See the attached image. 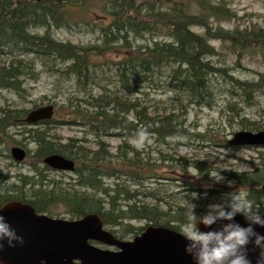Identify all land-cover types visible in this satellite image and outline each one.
<instances>
[{"label":"trees","instance_id":"obj_1","mask_svg":"<svg viewBox=\"0 0 264 264\" xmlns=\"http://www.w3.org/2000/svg\"><path fill=\"white\" fill-rule=\"evenodd\" d=\"M190 1L99 0L111 22L101 30L99 42L83 46L58 42L46 31L69 27L72 11L87 7L90 0H0V91L26 101L29 95L25 86L29 81L38 80L36 67L40 65L51 76L73 82L77 95L70 96L64 106L53 105L55 114L64 108L61 124L83 130L81 139L60 144L61 139L50 133L51 125L59 124L57 120L27 126L23 119L28 110L0 107V145L10 143L25 149L34 146L33 151L26 149V156L33 162L34 177L18 176L19 187L6 188L8 177L0 174V206L19 201L28 203L38 213H45L49 205L60 202L68 208L72 219L98 214L105 228L117 229L118 236L109 231L118 239H130L149 225L180 232L188 210L187 201L196 205L195 214L204 213L199 209L201 204L189 197L182 205L168 204L165 199L177 193L167 196L160 183L163 177L159 170L184 173L192 169L201 183H208L213 167L206 165V159L185 158L179 148H193L195 156L201 157L197 151L209 146L228 148L227 141H204L203 136L192 133L190 130L196 128L186 125L189 108L214 106L212 80L215 76L232 88L228 90L230 95H244L247 103L253 104L252 95L264 90V77L258 82H243L229 74L228 69L216 66L211 61L217 56L216 51L206 36L230 40L232 48H243L264 43V32L212 30L210 22L229 21L235 16L227 8V0L217 4L212 0H194L199 14L188 11ZM193 27L205 33L198 35L191 31ZM37 29H44L45 34L32 32ZM158 38L167 41L158 42ZM121 49L127 50V54L117 61L98 63L107 54ZM144 84L149 89H161L165 100L149 98L142 90ZM95 88L99 89L97 95L93 94ZM37 107L34 105L33 109ZM234 107L231 104L228 110L233 111ZM241 122L243 130L261 129L258 123L245 119ZM140 129L161 148L153 151L158 155L156 158H150L152 151L146 154L131 142L138 139ZM88 136L94 140L93 150L81 145L87 142ZM111 136L123 140L113 154L102 141ZM168 140L176 142L168 143ZM168 150L171 154L166 153ZM51 154L75 163L76 186L83 189L81 193L57 189L58 183L54 182L51 185L55 187L50 186L51 189L43 184L44 172L49 169L41 162ZM258 162L251 173L234 176L252 203L264 194L255 188L264 183V155L258 156ZM35 177L41 181H34ZM111 178L117 182L110 189L103 180ZM187 187L197 194L208 192L198 189L194 183ZM257 210L264 214V209ZM127 221H141L145 225L137 228ZM121 230L124 233L119 234Z\"/></svg>","mask_w":264,"mask_h":264},{"label":"rangeland","instance_id":"obj_2","mask_svg":"<svg viewBox=\"0 0 264 264\" xmlns=\"http://www.w3.org/2000/svg\"><path fill=\"white\" fill-rule=\"evenodd\" d=\"M220 1L221 0H212L214 4H217ZM226 3L227 8L235 15L234 18H231L229 21L220 20V22H210L212 30L221 29L224 31H233L239 29V31H242L244 29H254L262 30L264 32V0H227ZM102 5L103 3L100 4L99 0H90L87 7L81 8L80 10H74V12L72 11L73 20H71V25L69 27L51 28L46 32H49V34L58 42L83 46L95 44L99 42L101 30L105 29L111 22V18L104 12ZM188 11L192 14H199L196 1H190ZM191 31L198 35H203L205 33V30L200 29L199 27H193ZM32 32L38 35L45 34L44 29H37ZM206 38L210 40L208 44L216 51L217 56L211 58V61L216 66L228 69L229 74L243 82H258L261 77H264V43H258L252 47L244 46L241 48L240 46H237L232 48L230 40L221 41L211 39L207 36ZM233 39V41L237 40L235 37ZM157 41L164 42L167 41V39L158 38ZM139 43L146 44L144 41ZM125 54H127V50L121 49L112 54H107L104 59H99L98 63H104L110 60L117 61V59ZM36 71L39 74L38 80L36 82L29 81L25 86L29 95L27 100L21 102L12 93L0 91V107H22L29 111L30 109H33L34 105L38 107L53 104L55 106H64L70 96L77 95V90L72 81H62L56 76H51L48 74V70L40 65L36 67ZM212 86L214 93L213 97L215 100L214 106L212 108L200 109L191 107L188 110V114L186 115V125L189 128H196L195 131L190 130L192 133L195 132L198 135L203 136L202 139L204 141L217 139L226 142L234 133L238 131H246L240 128L241 121L244 119L250 123H258L261 128L259 131L264 130V90L253 94L250 99L253 104H249L244 95V97L230 95L228 90H232V88L222 81L219 76L213 78ZM142 90L153 100H165L166 98V95L162 94L161 89H149L147 84L143 85ZM235 91L237 90L235 89ZM98 92L99 89L97 88L93 90V94L97 95ZM231 104H235L233 111L228 110L229 107H231ZM63 111L64 108H60L59 113L55 114L54 119L57 120L59 124L51 125L53 127L50 128V133H55L61 139L60 144L66 143L69 139H81L83 135V130L81 128L61 124L60 120L63 117ZM15 138L17 139L18 137ZM85 139L87 142H83L81 145L85 148L92 150L95 149L93 138L88 136L85 137ZM102 141L108 145V149L112 154L116 152L117 146L123 142L122 139L116 136L104 138ZM174 142L176 141L168 140V143ZM155 143L154 138L147 137L144 140V144L142 146L139 145V148H143L144 153L146 154L149 151H152V153H148L150 158H156L158 155L153 151H157L161 148L156 146ZM14 146L20 147L25 151L26 149L30 151L34 150L33 145L27 146L26 149L21 145L10 143H4L3 146L0 145V174L4 177L5 175L8 177V180L5 183L6 188L13 185L19 187L20 184L17 181L18 176H27L29 178L34 177L32 172L33 162L29 156H26L22 162H15L10 157L9 150ZM179 151L185 158L194 159L198 157L206 159L207 166L213 167L214 171H219L220 174L225 177V181L233 182L231 186L226 182L213 183L210 177L208 183L205 184L201 183L198 177L192 176L194 173L192 169H188L184 173L177 171L173 172L167 169L159 170V174L163 177L162 180H160V183L164 185L162 188L167 196H170L171 193H177L173 194L170 198L165 196L167 198L165 200L170 205H182L187 201L186 197L191 198V194L195 192L189 190L187 187L189 184L194 183L198 189H207L208 192L200 194L196 193L198 198L195 199L196 203L201 204L199 209L204 213L206 212L208 205L221 202L226 199L230 193L235 192L241 195L246 194V196H248L247 191H245L243 186L235 180V177L241 174L251 173L254 170L253 168L255 166L258 167L259 165L258 156L264 155V148L230 149L222 148L221 146H209L204 150L197 151L201 157L195 156L196 153L194 152V149L190 147L181 146ZM166 153L171 154V150H168ZM81 168H83L82 165ZM44 176L46 178H44L45 180L43 184L49 185V189H51L50 186L55 187V185H51V183L54 182L58 183L57 189L60 190L66 191L67 189H70L80 193L83 191V189L76 186L77 178L75 173L46 171L44 172ZM34 181L41 180L39 177L38 179L35 177ZM116 182L117 181L112 178L103 180V183L110 189L114 187ZM126 184L129 185L130 183L127 182ZM151 184L152 187L155 186L153 183ZM263 184L264 183H261L255 188L263 191L261 190ZM252 204L255 208L264 209V194L257 202ZM44 214L57 219H72V214L69 212L68 208L60 202L49 205L47 207V212ZM126 223H130L133 227L137 228L145 225V223L141 221H127ZM106 229L108 231H113L118 236L116 228L106 227ZM121 231L122 232H119V234L124 233L123 230ZM128 239L129 238H124V240Z\"/></svg>","mask_w":264,"mask_h":264},{"label":"water","instance_id":"obj_3","mask_svg":"<svg viewBox=\"0 0 264 264\" xmlns=\"http://www.w3.org/2000/svg\"><path fill=\"white\" fill-rule=\"evenodd\" d=\"M53 116V105H45L30 109L23 122L35 126ZM226 145L229 148H264V130L238 131ZM9 152L15 162L26 158V151L20 147H11ZM42 164L54 171L74 170V162L58 154L44 157ZM261 190L264 191V184ZM0 215L24 237L23 246L6 248L0 253V264H193L184 252L186 242L181 232L167 227L149 225L133 238L121 240L104 228L101 217L95 213L66 221L36 214L27 203L9 201L0 206ZM234 222L245 226L240 215L234 217ZM219 223L223 222L212 227H218ZM197 227L201 231L208 230L199 223ZM256 231L264 234V228ZM255 255L254 250L249 252L253 261Z\"/></svg>","mask_w":264,"mask_h":264},{"label":"clouds","instance_id":"obj_4","mask_svg":"<svg viewBox=\"0 0 264 264\" xmlns=\"http://www.w3.org/2000/svg\"><path fill=\"white\" fill-rule=\"evenodd\" d=\"M148 133L144 129L138 132V139L134 144L143 145ZM193 177H197L195 172ZM213 183L226 182L229 186L232 181H225L219 171L209 175ZM197 194H191V200L197 199ZM196 205L187 201V211L180 226L182 238L185 240L184 252L189 255L193 264H264V234L256 231L264 228V214L255 208L246 194L230 193L219 203L207 206L205 213L197 215L194 212ZM240 215L245 226L234 222V217ZM218 227H212L217 225ZM201 224L207 231H201L197 225ZM24 237L0 215V253L5 249L23 246ZM251 245V248H249ZM255 251V260L249 258V252Z\"/></svg>","mask_w":264,"mask_h":264},{"label":"flooded vegetation","instance_id":"obj_5","mask_svg":"<svg viewBox=\"0 0 264 264\" xmlns=\"http://www.w3.org/2000/svg\"><path fill=\"white\" fill-rule=\"evenodd\" d=\"M74 167H75V165H74ZM48 171L58 172V173H73V172L54 171V170H51V169H49ZM73 171H75V168H74ZM35 212H36V211H35ZM36 214H44V213H38V212H36ZM44 215L48 216L47 214H44ZM48 217H50V216H48ZM72 217H73V216H72ZM82 217H83V216H82ZM82 217H80V218H82ZM50 218H52V217H50ZM80 218H73V219L66 220V221H76V220H78V219H80ZM53 219H57V218H53ZM61 220H65V219H61ZM92 244L101 248V246L98 245L97 243H92Z\"/></svg>","mask_w":264,"mask_h":264},{"label":"bare ground","instance_id":"obj_6","mask_svg":"<svg viewBox=\"0 0 264 264\" xmlns=\"http://www.w3.org/2000/svg\"><path fill=\"white\" fill-rule=\"evenodd\" d=\"M73 173H74V171H73Z\"/></svg>","mask_w":264,"mask_h":264}]
</instances>
